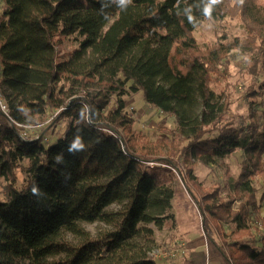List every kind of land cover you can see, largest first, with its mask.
Instances as JSON below:
<instances>
[{"label": "trees", "instance_id": "trees-1", "mask_svg": "<svg viewBox=\"0 0 264 264\" xmlns=\"http://www.w3.org/2000/svg\"><path fill=\"white\" fill-rule=\"evenodd\" d=\"M4 3L0 264H159L148 243L136 239L141 225L170 209L171 178L196 207L204 240L224 264H264V251L242 241L251 235L250 215L259 216L251 182H264V80L245 93L248 119L230 116L231 97L221 86L232 51L252 52L248 71L258 75L261 64L264 76V0ZM236 17L244 41L222 36L209 47L196 43L193 33L204 21ZM56 35L79 44L68 61L57 62ZM138 92L174 118V129H163L154 143L134 131L124 111L123 98ZM47 112L56 113L51 125L68 121L63 136L51 145L43 135L23 140L14 123ZM236 151L243 156L240 175L234 195L223 200L218 187L198 182L193 168ZM95 222L108 229L92 236L83 225ZM221 224L230 226L229 242Z\"/></svg>", "mask_w": 264, "mask_h": 264}, {"label": "rangeland", "instance_id": "rangeland-1", "mask_svg": "<svg viewBox=\"0 0 264 264\" xmlns=\"http://www.w3.org/2000/svg\"><path fill=\"white\" fill-rule=\"evenodd\" d=\"M4 6V0H0V15ZM222 36L229 40L237 38L244 41L246 39V30L242 19L236 17L225 18L222 21L207 20L193 33L196 43L202 48L212 46ZM54 40L56 41L58 55L57 62L68 61L70 53L78 49L79 46L74 37L65 38L56 35ZM251 53L232 51L229 57L223 61V67L227 69L228 77H226V81L221 86H224L223 88L231 97L230 116L233 118L241 116L244 119H248L250 117L251 111L245 93L250 86L256 87L261 80H264L261 64L258 66V75L254 76L248 71ZM123 99L125 101L124 111L134 121V131L145 136L149 142L154 143L162 134L163 129L167 131L174 129V118L147 105L141 92L128 94ZM114 108L115 98L112 99L109 109ZM256 110L255 113L258 115L261 108L257 107ZM55 114L54 112H47L43 116L29 118L24 129L27 136L30 139H34L43 135V143L45 145H51L62 137L68 121L62 119L60 122L51 125V119ZM185 144L186 142H183V145ZM164 153L165 150H163L162 154ZM242 157V152L236 151L218 160L213 165H205L198 162L193 168V173L203 187H218L223 200H228L229 197L234 195L233 188L240 175ZM3 187L4 182L0 179V201L4 198ZM251 187L256 191L255 200L259 208V216L250 215L248 225L251 235L250 237H245L242 241L246 245L264 251V242L262 241L264 238V227L260 224V219H264V198L262 201L260 200L264 195V182L260 178H253ZM165 189L174 193L170 209L166 213L156 216L150 223L141 225L143 236L136 240L148 243V249L151 251L150 256L157 253L158 255L153 258L159 264H224L215 249L210 247L204 240L200 216L194 204L189 201L184 193L179 180L171 178V182L168 183ZM238 205V201H234L232 209L236 210ZM120 208L119 206H112L110 210L116 212ZM83 227L92 236H96L108 229L98 222L84 224ZM220 231L226 237V241L229 242L230 226L221 224ZM214 233L215 240L220 244L222 236L220 237L216 232ZM146 236H150L149 242L145 241ZM66 237L69 241H75L70 235Z\"/></svg>", "mask_w": 264, "mask_h": 264}, {"label": "built area", "instance_id": "built-area-1", "mask_svg": "<svg viewBox=\"0 0 264 264\" xmlns=\"http://www.w3.org/2000/svg\"><path fill=\"white\" fill-rule=\"evenodd\" d=\"M0 111L4 115L8 116V108H7V105L5 103L3 96L1 94V91H0ZM14 124L21 129V131H20L21 138L25 141L30 140V138L27 136L26 131H24V129L26 128L25 125L17 124V123H14ZM146 166L152 168L154 166V164L153 163H146ZM157 255L158 254L156 253V254L152 255L151 257H156ZM166 256H173V255H166Z\"/></svg>", "mask_w": 264, "mask_h": 264}, {"label": "clouds", "instance_id": "clouds-1", "mask_svg": "<svg viewBox=\"0 0 264 264\" xmlns=\"http://www.w3.org/2000/svg\"><path fill=\"white\" fill-rule=\"evenodd\" d=\"M125 2H127V0H121V3H122V4L125 3Z\"/></svg>", "mask_w": 264, "mask_h": 264}]
</instances>
